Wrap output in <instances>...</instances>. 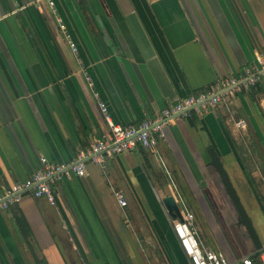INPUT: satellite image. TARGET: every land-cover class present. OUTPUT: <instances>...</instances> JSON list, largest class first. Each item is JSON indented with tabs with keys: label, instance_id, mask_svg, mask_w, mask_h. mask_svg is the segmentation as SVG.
I'll use <instances>...</instances> for the list:
<instances>
[{
	"label": "crops",
	"instance_id": "crops-1",
	"mask_svg": "<svg viewBox=\"0 0 264 264\" xmlns=\"http://www.w3.org/2000/svg\"><path fill=\"white\" fill-rule=\"evenodd\" d=\"M0 0V191L68 162L108 126L56 18L77 43L115 123L155 118L264 56V0ZM258 86V85H256ZM223 92L141 146L0 210V264H191L162 203L194 213L199 241L232 264L256 250L214 167L213 147L264 246V87ZM124 194L120 206L113 191Z\"/></svg>",
	"mask_w": 264,
	"mask_h": 264
},
{
	"label": "built area",
	"instance_id": "built-area-1",
	"mask_svg": "<svg viewBox=\"0 0 264 264\" xmlns=\"http://www.w3.org/2000/svg\"><path fill=\"white\" fill-rule=\"evenodd\" d=\"M51 11L56 15L52 0L48 1ZM62 36L74 56L78 69L84 81L94 96L98 108L108 126L107 133L94 137L89 144L79 149L75 157L68 162H50L41 155L42 166L37 168L28 178L16 182L0 191V210H5L17 204L23 193H29L34 198H45L50 204H55V186L63 179L86 174L85 158L93 164L105 168L108 159L113 156L141 146L146 150L156 151L158 144L165 138L164 125L175 116H191L212 110L218 106L223 92L237 86L249 88L261 84L264 87V56H258L260 68L249 70L244 79L236 76H222L204 90L176 99L161 110L153 119H143L138 123L121 125L115 123L108 111L107 103L102 99L95 87L92 75L83 62L77 43L67 31L61 18H56ZM113 194L120 206H126L124 194L114 190ZM179 217L173 220V231L179 244L191 264H232L221 252L204 246L198 239L194 226L195 215L184 203H180ZM240 264H264V246L244 255Z\"/></svg>",
	"mask_w": 264,
	"mask_h": 264
},
{
	"label": "water",
	"instance_id": "water-1",
	"mask_svg": "<svg viewBox=\"0 0 264 264\" xmlns=\"http://www.w3.org/2000/svg\"><path fill=\"white\" fill-rule=\"evenodd\" d=\"M261 105L264 110V99L262 100ZM208 152L210 155V164L216 170L218 177L224 187V190L238 214L241 224L245 227L248 235L252 239L254 247L256 249H260L262 247V241L260 240L258 233L253 225L252 219L250 218L247 213V210L242 204L240 196L236 188L234 187L226 168L224 167L222 161L220 160V157L218 156L213 147H209ZM162 203L170 215L174 217H179V208L173 195L168 194L163 197Z\"/></svg>",
	"mask_w": 264,
	"mask_h": 264
},
{
	"label": "trees",
	"instance_id": "trees-1",
	"mask_svg": "<svg viewBox=\"0 0 264 264\" xmlns=\"http://www.w3.org/2000/svg\"><path fill=\"white\" fill-rule=\"evenodd\" d=\"M262 88V85L261 84H258V86H256L255 90L257 89L258 91H260Z\"/></svg>",
	"mask_w": 264,
	"mask_h": 264
}]
</instances>
